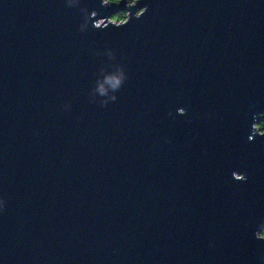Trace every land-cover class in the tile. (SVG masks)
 <instances>
[{
  "label": "water",
  "instance_id": "obj_1",
  "mask_svg": "<svg viewBox=\"0 0 264 264\" xmlns=\"http://www.w3.org/2000/svg\"><path fill=\"white\" fill-rule=\"evenodd\" d=\"M263 118L264 0H0V264H264Z\"/></svg>",
  "mask_w": 264,
  "mask_h": 264
},
{
  "label": "clouds",
  "instance_id": "obj_2",
  "mask_svg": "<svg viewBox=\"0 0 264 264\" xmlns=\"http://www.w3.org/2000/svg\"><path fill=\"white\" fill-rule=\"evenodd\" d=\"M123 79H124V76H123V73L121 72L116 76L107 78V82L115 89L116 87H118V85L122 82ZM101 91H103V89H101ZM112 98L115 99V97H112ZM66 106L67 105L65 104L64 108ZM3 205H4L3 199H0V208H2Z\"/></svg>",
  "mask_w": 264,
  "mask_h": 264
},
{
  "label": "trees",
  "instance_id": "obj_3",
  "mask_svg": "<svg viewBox=\"0 0 264 264\" xmlns=\"http://www.w3.org/2000/svg\"><path fill=\"white\" fill-rule=\"evenodd\" d=\"M109 1H111V2H117V1H119V0H109ZM130 1L133 2L134 0H130ZM123 14H125V12H119V13H117L116 15H114V16L112 17V19H114V20H122L123 18H125V16H124ZM257 127H258L260 130L264 131V118L260 120V122L257 124ZM260 233H261L262 235H264V226L261 227V229H260Z\"/></svg>",
  "mask_w": 264,
  "mask_h": 264
},
{
  "label": "flooded vegetation",
  "instance_id": "obj_4",
  "mask_svg": "<svg viewBox=\"0 0 264 264\" xmlns=\"http://www.w3.org/2000/svg\"><path fill=\"white\" fill-rule=\"evenodd\" d=\"M129 2H131V3H132V1H130V0H129ZM125 14H126V13H125ZM125 14H123V15L125 16Z\"/></svg>",
  "mask_w": 264,
  "mask_h": 264
},
{
  "label": "bare ground",
  "instance_id": "obj_5",
  "mask_svg": "<svg viewBox=\"0 0 264 264\" xmlns=\"http://www.w3.org/2000/svg\"><path fill=\"white\" fill-rule=\"evenodd\" d=\"M123 20H124V18L122 20H119V21H123Z\"/></svg>",
  "mask_w": 264,
  "mask_h": 264
},
{
  "label": "built area",
  "instance_id": "obj_6",
  "mask_svg": "<svg viewBox=\"0 0 264 264\" xmlns=\"http://www.w3.org/2000/svg\"><path fill=\"white\" fill-rule=\"evenodd\" d=\"M119 21V20H118Z\"/></svg>",
  "mask_w": 264,
  "mask_h": 264
}]
</instances>
